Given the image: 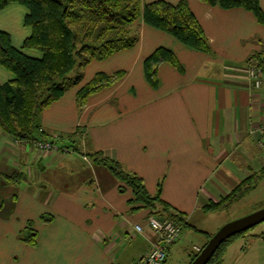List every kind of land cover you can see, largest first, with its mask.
<instances>
[{
	"label": "crops",
	"instance_id": "obj_1",
	"mask_svg": "<svg viewBox=\"0 0 264 264\" xmlns=\"http://www.w3.org/2000/svg\"><path fill=\"white\" fill-rule=\"evenodd\" d=\"M187 2L213 55L140 17L132 47L92 59L81 80L41 111L38 139L62 148L41 150L0 127V264H135L156 240L146 225L149 208L129 203L130 188L120 192L111 171L92 162L87 151L120 161L143 178L149 194L160 188L169 211L187 222L195 213H210L204 210L208 202L264 167L257 130L264 117V79L258 88L246 81L247 60L264 55V25L242 7ZM259 3L264 11V0ZM21 8L23 23L26 8L15 2L0 10V19L10 28ZM23 30L26 38L30 28ZM11 38L15 46L24 40ZM157 46L172 49L182 69L161 63L152 87L143 59ZM118 70L123 76L88 95L79 110L77 90L97 72ZM12 77L0 65V82ZM15 173L22 176L8 178ZM43 214L51 219L43 221ZM136 223L143 226L140 232ZM28 224L37 233L35 244L19 237Z\"/></svg>",
	"mask_w": 264,
	"mask_h": 264
},
{
	"label": "trees",
	"instance_id": "obj_2",
	"mask_svg": "<svg viewBox=\"0 0 264 264\" xmlns=\"http://www.w3.org/2000/svg\"><path fill=\"white\" fill-rule=\"evenodd\" d=\"M201 1L222 8L242 7L264 25V11L259 0ZM14 2L26 8L23 23L30 28V34L20 46H15L10 33L0 29V65L13 73L11 79L0 82V127L13 139L32 140L43 136L39 123L41 111L58 99L64 90L81 80L84 67L92 59H104L114 52L132 47L138 38L135 21L140 17L146 24L171 34L187 46L214 54L187 0H0V10ZM251 56L256 57L264 67L262 51ZM163 62L182 69L172 49L157 46L143 59L144 76L152 87L157 86V70ZM123 74L122 70L111 74L95 73L76 92L78 109L84 106L88 95L113 84ZM74 147L78 150V147ZM85 154L92 162L111 171L119 181L120 192H124L126 187L130 188L133 197L128 199L129 203L149 208L150 215L173 219L180 226H190L183 217L169 211L168 204L160 198V188L151 195L143 178L127 170L120 161L100 150ZM263 174L264 167L216 202H208L204 210L228 207L255 186ZM21 176V173H15L8 178L18 180ZM40 218L48 221L51 215L43 214ZM36 235L28 224L19 237L28 244H35ZM222 246L207 264H220L218 254ZM197 252L191 250L188 253L189 262Z\"/></svg>",
	"mask_w": 264,
	"mask_h": 264
},
{
	"label": "rangeland",
	"instance_id": "obj_3",
	"mask_svg": "<svg viewBox=\"0 0 264 264\" xmlns=\"http://www.w3.org/2000/svg\"><path fill=\"white\" fill-rule=\"evenodd\" d=\"M23 12L24 10L21 8V12L13 18L14 23L10 25V28L3 17L0 19V28H7L15 41L24 38L26 33L23 29H26V31L28 29L22 23ZM29 52L35 55L38 54L35 51ZM56 142L61 143L59 140H56ZM256 184L227 208L211 211L208 214L195 213L191 222H189L190 226H181L180 239L169 246V254H167L165 264H188L190 258L188 253L191 252L193 244L200 249L209 236L215 233L224 223L264 206V174ZM253 231L264 232V222L256 225ZM247 239L239 236L227 244L222 264H264V241L259 238Z\"/></svg>",
	"mask_w": 264,
	"mask_h": 264
},
{
	"label": "built area",
	"instance_id": "obj_4",
	"mask_svg": "<svg viewBox=\"0 0 264 264\" xmlns=\"http://www.w3.org/2000/svg\"><path fill=\"white\" fill-rule=\"evenodd\" d=\"M263 79L264 67L259 64L256 57H250L246 62V81L250 86L258 88L261 86ZM257 130L261 135L259 141V144L261 145L264 143V117ZM14 140L19 141L18 139ZM28 141H31L35 147L41 150L62 148V146H57L54 142L47 139L37 138ZM63 149L66 148L63 147ZM146 225L153 229L156 234V240L150 244L149 249L135 264H165L169 246L176 242L181 236V226L173 219L160 218L154 215L147 216ZM134 229L137 232H140L143 229V226L136 223ZM194 250L199 251V248L194 247Z\"/></svg>",
	"mask_w": 264,
	"mask_h": 264
},
{
	"label": "water",
	"instance_id": "obj_5",
	"mask_svg": "<svg viewBox=\"0 0 264 264\" xmlns=\"http://www.w3.org/2000/svg\"><path fill=\"white\" fill-rule=\"evenodd\" d=\"M264 221V206L224 223L211 234L189 264H205L217 248L229 237Z\"/></svg>",
	"mask_w": 264,
	"mask_h": 264
},
{
	"label": "flooded vegetation",
	"instance_id": "obj_6",
	"mask_svg": "<svg viewBox=\"0 0 264 264\" xmlns=\"http://www.w3.org/2000/svg\"><path fill=\"white\" fill-rule=\"evenodd\" d=\"M264 222V221H263ZM262 223V222H261ZM260 224V223H259ZM258 225V224H257ZM256 226V225H255ZM255 226H253V227H250V228H248V229H246V230H244V231H242V232H240V233H237V234H235V235H233V236H231V237H229L228 239H226L222 244H223V246L221 247V250H220V252H219V254H218V257L219 258H221V261H220V264H222V261H223V254H224V251H225V247H226V245L227 244H229L231 241H233V239H235L236 237H239V236H241V237H245L246 239L247 238H259L260 240H263L264 241V232H254L253 230H254V228H255ZM248 240V239H247ZM225 243V244H224ZM221 244V245H222ZM220 245V246H221ZM219 246V247H220ZM218 247V248H219ZM218 248H217V250H218ZM216 250V251H217ZM215 251V252H216ZM214 252V253H215ZM213 253V254H214ZM213 256V255H212ZM211 256V257H212ZM217 260H218V258H217ZM209 261V260H208ZM207 261V262H208ZM207 262L205 263V264H207ZM189 264V263H188Z\"/></svg>",
	"mask_w": 264,
	"mask_h": 264
}]
</instances>
